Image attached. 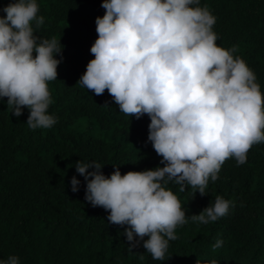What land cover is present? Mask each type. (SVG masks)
I'll return each mask as SVG.
<instances>
[{"label":"clouds","instance_id":"clouds-1","mask_svg":"<svg viewBox=\"0 0 264 264\" xmlns=\"http://www.w3.org/2000/svg\"><path fill=\"white\" fill-rule=\"evenodd\" d=\"M101 7L94 59L77 83L96 95L107 90L128 116L149 115L148 140L164 166L126 174L117 166L106 176L101 164L77 161L76 171L87 181L85 199L108 211L112 224L128 226L129 252L142 241L153 259L165 260L176 229L187 223L169 181L180 192L191 186L206 195L227 159L245 164L252 146L264 142V94L254 71L234 56L237 46L217 44L216 18L200 0H103ZM0 11V98L17 117L30 110V129L51 128L57 118L48 112L49 82L58 77L63 46L35 35L33 22L44 24L37 0H14ZM79 185L73 176L72 191ZM232 206L218 195L191 219L215 222ZM0 264H20L19 257Z\"/></svg>","mask_w":264,"mask_h":264},{"label":"trees","instance_id":"trees-1","mask_svg":"<svg viewBox=\"0 0 264 264\" xmlns=\"http://www.w3.org/2000/svg\"><path fill=\"white\" fill-rule=\"evenodd\" d=\"M12 2L0 0V9ZM37 3L44 24L37 29L33 22L35 35L55 37L63 46L58 77L49 82L48 112L57 122L32 130L26 123L30 110L17 117L7 98H0V260L14 255L20 264H264V142L252 146L243 165L227 159L206 195L191 186L180 192L169 181L187 223L176 229L165 260L153 259L142 241L129 252L128 226L112 224L108 211L85 199L87 181L76 162L95 161L106 176L117 166L122 174L163 167L148 140L151 118L128 116L107 90L96 95L77 83L94 59L103 0ZM200 6L216 18L217 44L237 46L234 56L254 71L264 94V0H200ZM73 176L80 181L76 192ZM218 195L234 204L227 215L208 224L191 219ZM217 240L222 246L213 249Z\"/></svg>","mask_w":264,"mask_h":264}]
</instances>
